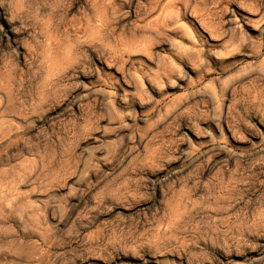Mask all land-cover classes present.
<instances>
[{
	"label": "clouds",
	"instance_id": "9594fccd",
	"mask_svg": "<svg viewBox=\"0 0 264 264\" xmlns=\"http://www.w3.org/2000/svg\"><path fill=\"white\" fill-rule=\"evenodd\" d=\"M0 264H264V0H0Z\"/></svg>",
	"mask_w": 264,
	"mask_h": 264
}]
</instances>
